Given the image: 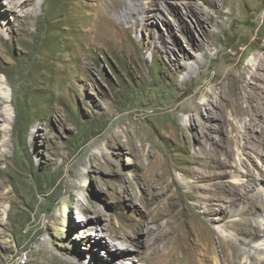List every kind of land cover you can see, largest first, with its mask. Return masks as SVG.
<instances>
[{"label":"rangeland","instance_id":"obj_1","mask_svg":"<svg viewBox=\"0 0 264 264\" xmlns=\"http://www.w3.org/2000/svg\"><path fill=\"white\" fill-rule=\"evenodd\" d=\"M0 1L1 9L9 7V0ZM142 2L148 17H112L107 35L86 7L97 3L99 13H108L103 2L35 0L34 13H0V264H107L110 256L113 264H130L131 257L114 256L118 238H110L129 230L123 224L134 228L133 255L152 264L169 253V264H190L200 257L178 212L188 225L209 231L210 218L199 216L194 196L218 171L212 153L237 167L225 168L223 179L241 192L242 182L260 177L249 189L263 190L264 199V123L255 118L248 138V103L234 100L239 74L254 96L264 90V73L252 77L264 58V0H216L209 7L197 0L209 17L206 36L180 5L196 43L177 28L175 8ZM170 28L179 40L173 55L158 39L170 42ZM174 55L178 64L170 66ZM221 88L228 105L218 96ZM206 93L211 112L223 111L232 126L215 130L203 107L198 115L189 111ZM90 202L100 222L84 212ZM238 208L227 221L264 224L260 210L240 216L248 200ZM171 217L178 220L168 228ZM211 227L221 258L219 237L237 245L241 236L221 223ZM251 246L241 245L246 264L255 263ZM177 247L188 251L170 255Z\"/></svg>","mask_w":264,"mask_h":264},{"label":"bare ground","instance_id":"obj_2","mask_svg":"<svg viewBox=\"0 0 264 264\" xmlns=\"http://www.w3.org/2000/svg\"><path fill=\"white\" fill-rule=\"evenodd\" d=\"M93 1H96L98 3L103 2V4H106L107 6L106 8L108 9V13H104V12L99 13L96 9L98 6L97 3L96 4L91 3L86 5L87 9L90 10L89 15L91 17H95L94 26L99 24L98 31L100 34L107 35L108 30L115 25V22L113 21L112 17H117L119 19L118 21L120 22L126 20V17H128V19L139 16L148 17L142 0H109V1L93 0ZM151 1H152L151 3L153 2L159 3L167 10L173 11V9L175 8V13L177 16L176 26L177 28L181 29L184 33H186L189 37H191L192 43H196L195 37L193 36L192 29L189 28V26H187V24L183 20V17L181 16V14H179L180 5H182L183 8L185 9V15H192L195 18L196 24L201 27L202 34H204L205 36L209 34L210 23H208L209 17L207 16V11L201 4L198 5L197 3H195L197 2V0H186L184 2H180L181 0H173V2H169L168 0H151ZM201 2L202 4L207 5L208 7L215 6L216 4V0H201ZM34 3L35 0H9L8 3L9 7L6 9L5 8L1 9V5H3V2L0 1V13L5 12L6 13L5 15L9 13L11 15H17V14L19 15L22 13L23 15V13L25 12L29 13V11L27 10H30V13H34L35 12ZM156 19L162 20V17L159 18V16H157ZM171 30L172 31L169 33L170 42L169 41L167 42L168 39L167 40L163 39V36L161 34L158 35V39H160L161 44L164 47H166V49L168 48L169 54L173 55V46L179 45V40L175 36L173 29ZM167 43L171 44L172 46L170 47ZM204 44L205 42L196 44L197 49L202 50ZM159 52L160 51L158 48H154L153 53L159 54ZM183 58L189 60L191 58V55L184 51ZM169 63L170 66L177 65L178 58L175 57L174 55V58L171 59ZM194 65L196 64L191 65V68L194 67ZM257 71H261L264 73V58L259 59L258 62L256 63V71L252 74V77L256 75ZM237 80L240 83V86L238 88V93L234 97V100L238 101L241 98H243L248 103V109L246 111L251 119L245 125V129L248 134L247 135L248 138H250L253 134V131L256 128L255 118H257L259 121L264 123V90H262L260 94H257V96H254L251 92H249L248 88H250V84L249 82H244L243 74H239ZM225 94L226 92L223 88H221L218 92V96L225 101L226 105H228V100L227 98H225ZM205 96H206V101L204 103L195 105L189 111L195 112L198 115L200 113L199 112L200 108L203 107V109L206 111L207 114L206 119L214 123L212 127L215 130L221 131L223 127V123L225 124L226 122H228V124L232 126L231 122L227 120L226 117L222 116L223 111L217 110L215 114L211 112V108H210L211 94L206 93ZM3 102L4 100L0 99V105ZM0 117H2L1 111H0ZM191 117L193 120V114L190 115V121H191ZM0 123H2L1 118H0ZM190 128L193 129L192 124H190ZM1 136H2V131L0 129V137ZM113 138L114 140H117L118 137L115 136ZM130 141L131 138L127 139L125 144H129ZM246 142L247 140L245 141V144ZM1 147L2 145H0V148ZM209 157L216 165L218 171L211 178H209L210 183L208 184V186L206 185L204 189H197V195L194 196V208L200 209L199 216L203 218V220L204 218H210L208 219V222H206L209 225V231L207 233H203L202 229H200L199 227L188 225V222L186 220V214H184L183 210L178 212L180 215L184 216L183 222L186 224L188 228V233L193 236V241L195 246L194 249H196V253L200 257L198 259L192 260L190 264H208L207 262L209 260L214 261V264H246V261L248 260H245V258L241 259V257H243V253L241 250L242 244H247V246L252 245L251 247L252 248L254 247V250L256 251L253 253V255L250 256V258H252L255 261V263H249V264H264V224L256 222V225L252 226V224L248 223L245 219L230 220V221L226 220L229 213L233 216L239 211L238 205L241 199L248 200L249 210L247 209L241 210L240 216H248L259 210L260 212L264 213L263 190L262 191L255 190V192L250 193L251 189H249L252 182L256 183V180L260 179V177L252 176L250 179H247L246 181L242 182L241 187L244 190V192H241L240 186L237 185V182L233 181L226 183V181L223 179L228 174L225 168L234 167V170L237 171L238 170L237 167L230 164L229 162L226 163V162L217 161L215 159L214 153H212L211 156ZM0 159H1V155H0ZM254 198H257L258 200H255ZM84 212L87 213L91 212L95 214L97 221L98 222L101 221V212L91 202L88 208L84 210ZM177 220L178 219H176V217H171L167 221L168 228H170L174 224V222H177ZM214 223H221L223 228L233 229L237 235L241 236L238 238L237 245L230 243V241L226 240L223 237H219L218 248L221 252V258L217 254L215 248L217 246L212 242L211 239L212 234H214L211 225ZM123 226L127 227L129 230L123 231V233L120 234V236H117L115 234L110 235V238L112 240H116L118 238V242L115 244L114 256L120 257L119 259H125L126 257L129 256L131 257L132 260L130 264H151L147 256L137 257L131 253V251L134 250V246L136 244V238L132 236V233L134 232V228L131 227L130 225H125V224H123ZM109 228L106 227L104 228V230L109 232ZM102 231L103 230L98 232L100 236H101L100 233ZM91 235L94 234H90V236ZM257 239H258V243L256 245H253L255 240ZM100 246L104 248L105 244L104 245L102 244ZM184 250L187 249L186 248L183 249V247L174 248L173 252L170 251L171 252L170 255L176 256L177 254L178 255L180 254L181 255L180 257H182ZM161 252H163V250ZM188 254H190V252ZM168 255L169 253H167V255L164 256L161 255V257L158 258L157 260H154L155 262H153L152 264H169L170 259L167 260ZM105 259L107 260V264H113L111 256L105 257ZM181 260L183 259L181 258ZM78 264H83V262H79Z\"/></svg>","mask_w":264,"mask_h":264}]
</instances>
